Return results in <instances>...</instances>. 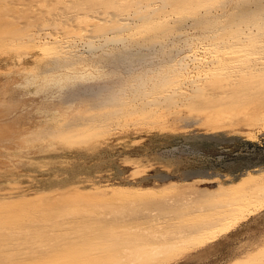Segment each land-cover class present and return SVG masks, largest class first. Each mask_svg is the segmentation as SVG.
<instances>
[{
  "label": "rangeland",
  "instance_id": "rangeland-1",
  "mask_svg": "<svg viewBox=\"0 0 264 264\" xmlns=\"http://www.w3.org/2000/svg\"><path fill=\"white\" fill-rule=\"evenodd\" d=\"M24 1L9 2L11 7L3 9L13 11L9 17L20 21L16 27L26 28L34 21L33 31L42 28L44 15L51 19L50 15L63 12L65 6L52 4L56 0L49 5L45 0ZM231 4L258 8L264 0H231ZM17 7L30 12L14 10ZM40 8L46 14L41 16V11L35 10ZM34 10L40 13L39 25L33 20L39 14ZM38 47L0 46V123L14 130L6 141L0 136V221L4 222L0 225L9 227H0V235L6 237L1 253L9 247L18 259L29 257L28 262L33 263L61 246L42 236L15 243L32 230H48L51 235L52 229L64 235L73 232L72 223L88 226L98 218L127 219V212L138 214L135 209L155 214L174 206L205 208L203 204L213 199V191L238 187L248 175L253 183L246 188L264 185V90L236 102L217 104L148 106L136 102L127 104L116 117L118 104L102 107L94 94L82 89L75 96L62 95L64 99L60 94L53 99L21 95L29 87L20 90L15 86L28 80L26 68L45 63ZM195 50L198 48H185L177 57L198 53ZM186 59L191 63L190 57ZM110 111L109 122L102 120ZM13 134L15 140L10 138ZM141 199L145 201L134 204ZM132 200L134 203H129ZM155 200L160 204L153 206ZM245 212L230 232L155 264L257 263L264 258V206ZM27 220L31 227H26ZM11 237L13 244L8 243ZM67 239L60 242L65 244Z\"/></svg>",
  "mask_w": 264,
  "mask_h": 264
},
{
  "label": "bare ground",
  "instance_id": "bare-ground-1",
  "mask_svg": "<svg viewBox=\"0 0 264 264\" xmlns=\"http://www.w3.org/2000/svg\"><path fill=\"white\" fill-rule=\"evenodd\" d=\"M12 1L18 4L15 0H0V46H39L45 60L43 65L26 68L28 80L15 86L20 90L29 87L21 95L52 98L60 94L64 99L62 95L75 96L82 89L94 94L102 107L118 104L116 114L136 102L148 106L217 104L225 100L236 102L264 90V5L233 7L231 0H45L64 3V11L59 16L50 15L51 19L44 15L42 22L38 18L46 14L43 2L44 10L35 9L41 11V16L35 10L37 15L32 14L36 24L41 21L42 28L33 31L34 21L30 20L27 26L25 23L26 28L16 27L20 21L9 17L13 11L3 9L6 5L11 7ZM49 28L53 31L46 30ZM194 47L198 53L177 57L185 48L193 51ZM138 68L141 70L137 72ZM193 68L198 72L194 73ZM111 113H105L102 120L110 118ZM13 132L11 125L0 123L2 141ZM10 138L15 140V135ZM251 181L248 175L238 187L213 191V199L209 203L207 199L203 204L206 207L201 209L174 206L155 214L135 209L138 214L127 212V219L98 218L88 226L72 223L73 232L64 235H60L61 231L53 233L52 229L51 235L46 233L48 230H32L26 237L19 236L15 243L42 236L48 243L57 241L61 247L33 263L28 262L29 257L18 259L5 247L0 252V264H155L171 254L215 240L235 228L245 211L264 206V185L246 188ZM142 201L145 200L134 204ZM155 201L153 206L160 204ZM26 223V227H31L30 220ZM90 226L95 229L89 230ZM2 235L0 245L6 238ZM10 239L8 243L13 244V237ZM65 239L62 244L60 241ZM255 264H264V258Z\"/></svg>",
  "mask_w": 264,
  "mask_h": 264
}]
</instances>
